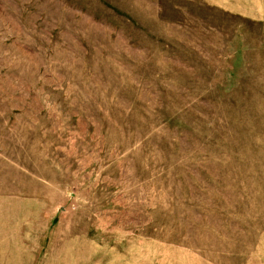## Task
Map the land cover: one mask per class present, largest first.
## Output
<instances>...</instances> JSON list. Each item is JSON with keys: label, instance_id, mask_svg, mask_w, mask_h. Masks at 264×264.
I'll use <instances>...</instances> for the list:
<instances>
[{"label": "rangeland", "instance_id": "obj_1", "mask_svg": "<svg viewBox=\"0 0 264 264\" xmlns=\"http://www.w3.org/2000/svg\"><path fill=\"white\" fill-rule=\"evenodd\" d=\"M0 264H264V0H0Z\"/></svg>", "mask_w": 264, "mask_h": 264}]
</instances>
